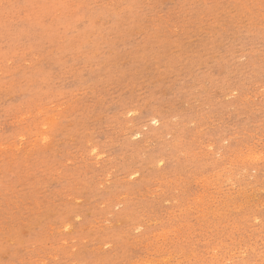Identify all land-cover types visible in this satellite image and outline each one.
I'll list each match as a JSON object with an SVG mask.
<instances>
[{
	"label": "rangeland",
	"instance_id": "rangeland-1",
	"mask_svg": "<svg viewBox=\"0 0 264 264\" xmlns=\"http://www.w3.org/2000/svg\"><path fill=\"white\" fill-rule=\"evenodd\" d=\"M0 264H264V0H0Z\"/></svg>",
	"mask_w": 264,
	"mask_h": 264
}]
</instances>
